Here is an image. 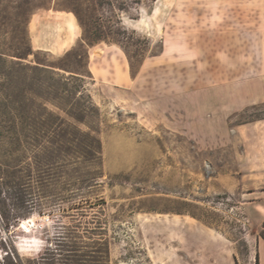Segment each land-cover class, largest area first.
<instances>
[{"label":"rangeland","instance_id":"374dc122","mask_svg":"<svg viewBox=\"0 0 264 264\" xmlns=\"http://www.w3.org/2000/svg\"><path fill=\"white\" fill-rule=\"evenodd\" d=\"M76 1L103 37L132 39L127 49L145 63L143 74L136 91L85 80L99 113L88 126L74 124L99 147H87L79 161L77 186L68 187V168H48L45 150L28 155L33 209L9 233L0 231V264H17L15 253L35 264L63 225L91 228L103 219L109 264H235L234 256L237 264H264V119L252 121L264 114V70L252 69L264 55L207 47L205 22L215 13L203 0ZM46 4L27 29L32 49L57 59L81 29L76 36L66 22L75 19L72 1ZM13 6L0 0L1 47L17 36ZM134 21L140 30L127 23ZM97 45L88 48L92 66L104 46L124 54L123 43ZM70 195L74 201H66Z\"/></svg>","mask_w":264,"mask_h":264},{"label":"trees","instance_id":"16d2710c","mask_svg":"<svg viewBox=\"0 0 264 264\" xmlns=\"http://www.w3.org/2000/svg\"><path fill=\"white\" fill-rule=\"evenodd\" d=\"M72 1L69 11L81 29L76 45L57 59H49L48 52L34 51L30 44L27 25L34 11L45 9L47 0H14L13 16L17 21V36L12 46H0V231L10 232V227L26 218L33 209L32 164L30 153L43 149L47 152L48 168L65 167L70 170L68 187L77 186L79 161L91 151L90 145L99 147V140L75 126H88L97 115L98 108L89 94H85V80L92 81L88 69V48L100 42L121 46L128 62L131 76H135L141 60L135 61L136 53H130L127 42L109 39L100 34L97 22L85 24L81 4ZM2 13V12H1ZM8 16L5 10L2 17ZM115 35H120L116 32ZM43 55L40 59L39 56ZM29 56L30 63L23 64ZM137 63V64H136ZM62 112L56 114L51 108ZM264 119L255 115L252 121ZM97 133V129H92ZM1 157V156H0ZM69 191L71 189H68ZM72 191V190H71ZM72 193V192H70ZM2 194L4 197H2ZM69 198V199H68ZM66 201H74L73 195ZM65 202V198H58ZM70 208H76L72 204ZM24 210V212H20ZM104 221V222H103ZM8 255V253H6ZM17 264L24 262L14 254ZM237 264L236 257H233ZM258 254H255V262ZM35 264H109V229L106 219L91 228L63 225L47 241Z\"/></svg>","mask_w":264,"mask_h":264},{"label":"crops","instance_id":"0c3cea01","mask_svg":"<svg viewBox=\"0 0 264 264\" xmlns=\"http://www.w3.org/2000/svg\"><path fill=\"white\" fill-rule=\"evenodd\" d=\"M203 1V5L214 8L213 12L215 13L212 18L207 19L205 22L207 27L204 38L209 40V43L206 44L207 47L217 48L219 53L223 54L264 55V0ZM66 22L72 27L75 35L78 36L75 19L66 18ZM123 23H126L125 20ZM127 23L133 29H139L136 21ZM95 47L99 46L92 48ZM41 48L50 52L57 51L55 48L48 46H41ZM164 49H166V46H164ZM99 51L102 55L94 59L93 66V60L90 59L91 54L89 53L88 69L92 75V82L107 87L110 86L115 91L119 87L136 91L145 63H141L137 74L131 76L127 59L120 50L112 46H104ZM112 57L116 58V62L111 60ZM117 58H119V63H117ZM261 63L258 66L254 64L255 66L252 69L264 70V64Z\"/></svg>","mask_w":264,"mask_h":264}]
</instances>
